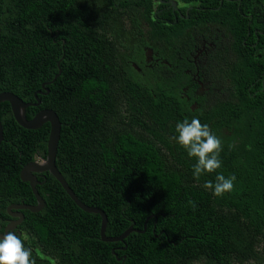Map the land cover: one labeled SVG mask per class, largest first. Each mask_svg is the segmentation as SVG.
<instances>
[{
    "label": "trees",
    "instance_id": "16d2710c",
    "mask_svg": "<svg viewBox=\"0 0 264 264\" xmlns=\"http://www.w3.org/2000/svg\"><path fill=\"white\" fill-rule=\"evenodd\" d=\"M162 1L177 2L184 18L160 0H0V94L36 104V94H45L42 86L61 70L46 86L49 93L38 95L40 106L27 110L28 119L43 110L57 114L56 166L82 203L105 212L106 236L139 232L124 243H103L101 218L82 212L47 174L37 187L44 210L24 211L19 228L36 264L264 262V0ZM155 13L171 24L158 26ZM208 24L229 28L242 49L230 77L237 99L185 118L177 100L143 85L127 61L149 42L178 45L186 31ZM258 40L261 50L249 48ZM192 118L222 141L221 168L199 181L196 158L171 139L177 123ZM0 120L3 233L10 206L37 205L20 174L46 160L50 126L21 128L7 103ZM221 173L237 180L217 198L203 184Z\"/></svg>",
    "mask_w": 264,
    "mask_h": 264
},
{
    "label": "flooded vegetation",
    "instance_id": "af4514ba",
    "mask_svg": "<svg viewBox=\"0 0 264 264\" xmlns=\"http://www.w3.org/2000/svg\"><path fill=\"white\" fill-rule=\"evenodd\" d=\"M171 2L160 3L166 8L172 7L173 13L179 14L183 19L178 5L177 9H174ZM191 9L192 7L186 11L187 19ZM243 17L251 18L245 15ZM155 18L160 27L163 22L171 24L169 16L160 17L155 13ZM144 27L152 34L148 23H144ZM259 44L260 40L249 48H257ZM243 45L245 47L246 42ZM261 47L257 49L261 50ZM241 51L237 38L229 28L219 24H208L203 28L195 26L186 31L183 41L178 45L166 46L160 43L159 46L149 42V45L142 46L141 50L129 53L127 64L136 78L142 80L143 85L149 87L152 92L160 87L168 96L177 100L182 108L183 117L187 118L188 115L197 112H211L220 103L237 99L230 77L234 75L235 68L241 60ZM262 85L264 86V81ZM47 174L49 173L45 172L36 176L46 179ZM17 220L10 216L5 229ZM21 225L14 232L24 240V233L19 230ZM4 231L0 234H4ZM26 248L34 252L32 248L28 246Z\"/></svg>",
    "mask_w": 264,
    "mask_h": 264
},
{
    "label": "water",
    "instance_id": "95a60500",
    "mask_svg": "<svg viewBox=\"0 0 264 264\" xmlns=\"http://www.w3.org/2000/svg\"><path fill=\"white\" fill-rule=\"evenodd\" d=\"M161 3H164L160 0ZM174 9H177V2H171ZM58 67L60 68V63H58ZM62 71L59 70L58 75L55 79L48 84L42 86V88L46 91L44 94L43 92H38L36 94V104H26L23 102L19 97L12 93H2L0 94V108L1 105L7 103L10 105L13 117L16 123L23 129L28 131H37L40 130L43 126L49 125L50 126V136L47 145V158L43 162H34L30 163L25 166L20 174L21 181L23 183L29 184L31 186L32 192L35 196L37 205L30 206L25 204L19 205H12L8 208V214L15 219H18L17 222H13L9 224V226L5 229L4 234L8 231H14L19 225L24 222L25 216L23 214L24 211L31 212L33 214H38L42 212L45 208V201L40 196L37 187L42 186L44 182H40L37 174L40 173H49L63 188L66 192L68 197L73 201V203L84 213L98 215L101 220V241L103 243H124L125 240L132 234V233H139L138 231L133 230L132 228L125 232L121 237L118 238H108L106 236V231L108 227V217L100 209L92 208L84 203H82L74 194L72 189L69 187L68 183L66 182L63 175L60 173L56 166V160L58 155V148L61 140V132H62V125L60 122L59 117L57 114L52 110H43L40 111L38 114L34 116L33 119L29 120L27 116V110L29 108H38L41 104L40 100L38 99V95H47L49 90L46 88L47 85L54 84L61 76ZM4 142V129L3 125L0 120V147ZM144 233V232H143ZM4 234H0V238ZM120 261V260H118Z\"/></svg>",
    "mask_w": 264,
    "mask_h": 264
},
{
    "label": "clouds",
    "instance_id": "9594fccd",
    "mask_svg": "<svg viewBox=\"0 0 264 264\" xmlns=\"http://www.w3.org/2000/svg\"><path fill=\"white\" fill-rule=\"evenodd\" d=\"M175 140L190 158H196L193 166V177L197 181L202 175L217 173L221 168L222 141L212 133L207 124H202L198 118L178 122ZM235 143L229 144V149L235 148ZM237 177L233 174L226 178L222 173L217 174L215 183L208 180L203 188L212 192L217 198H223L234 189ZM195 207L194 201H189ZM32 250L24 246L22 239L14 231H8L0 238V264H36L32 258Z\"/></svg>",
    "mask_w": 264,
    "mask_h": 264
},
{
    "label": "rangeland",
    "instance_id": "374dc122",
    "mask_svg": "<svg viewBox=\"0 0 264 264\" xmlns=\"http://www.w3.org/2000/svg\"><path fill=\"white\" fill-rule=\"evenodd\" d=\"M262 247L259 248V252H262L261 251ZM262 255V254H261ZM246 264H264V262L260 261V260H257V261H251V262H248Z\"/></svg>",
    "mask_w": 264,
    "mask_h": 264
}]
</instances>
